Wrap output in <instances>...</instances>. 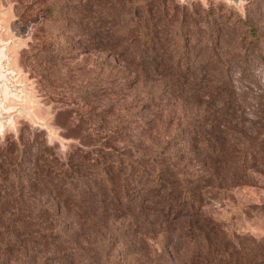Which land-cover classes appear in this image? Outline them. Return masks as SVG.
<instances>
[{"label": "rangeland", "instance_id": "1", "mask_svg": "<svg viewBox=\"0 0 264 264\" xmlns=\"http://www.w3.org/2000/svg\"><path fill=\"white\" fill-rule=\"evenodd\" d=\"M161 1L164 6L185 9L189 27H195L191 38L184 42L185 48L170 46L175 56L184 58V66L188 65L189 81L210 83L213 88L226 86L233 90L230 96V91L217 98H212L210 92H199L191 94L182 108L181 97L177 96L179 79L136 82L123 62L130 52L127 45L132 42L124 44L113 39L114 34L127 28L128 22L121 14L109 19L104 14V0H0V47L6 46L8 57L4 69L8 79L17 85L2 101L4 113L10 117L3 127L0 125V147L11 141L23 143L28 150L32 145L40 146V151L54 153L66 163L72 153L85 151L91 156L99 149L110 151L111 147L131 145L152 151L165 146L166 140L170 142L166 153L178 154L177 163L201 177L200 154L188 153L184 147L190 140L188 132L182 133L190 127L185 116L211 119L208 104L217 106L225 101L230 102V111L236 110L235 116L243 121L246 134L255 138L253 143H261L264 152V113L259 115L261 105L264 109V0ZM87 5H92V11L84 19L81 7ZM236 16L246 19L258 35L257 41L242 51L244 69L229 57L240 46L238 39L242 36L241 27L232 25ZM154 21L162 25L163 18ZM129 80L132 82L127 86ZM147 99L152 101L149 108L142 105ZM217 116L230 118L226 111ZM171 117L174 121L167 131H159L160 119ZM231 126L234 128V123ZM227 132L235 139L236 132ZM237 137L247 144L244 137ZM249 146L241 149L246 151L245 157L249 155L248 162L243 164L247 172L243 173L240 163L232 161L227 167L221 164L214 187L202 190H208L202 198L204 211L230 236L239 235L241 246L251 249L256 242L264 245V163L252 166V156L262 157V152L258 144ZM220 156L228 159L231 154L227 151ZM235 170L238 177L232 178ZM59 195L62 199L69 197L64 191ZM59 210L74 243L89 255L84 260L79 252L81 257L63 260L61 264H104L103 253L86 246L78 237L68 208L61 205ZM232 241L237 243L234 237ZM158 242L160 247L162 243ZM111 243L112 252L119 251L120 243ZM167 246L173 263L179 264L185 254L183 242L171 236ZM121 262L128 263L125 258Z\"/></svg>", "mask_w": 264, "mask_h": 264}, {"label": "trees", "instance_id": "2", "mask_svg": "<svg viewBox=\"0 0 264 264\" xmlns=\"http://www.w3.org/2000/svg\"><path fill=\"white\" fill-rule=\"evenodd\" d=\"M92 5L81 7L84 19L92 11ZM103 7L109 19L121 14L128 22L127 28L114 34L113 39L124 44L132 42L127 45L130 52L123 62L136 82L179 79L177 96L181 97L182 108L191 94L210 92L212 98H217L225 97L228 91L227 95L232 93L226 86L213 88L210 83L189 81L190 69L184 66V58L172 53L171 44L185 48L184 42L195 30L194 26L189 27L185 9L164 6L161 0H104ZM203 16L207 18L205 12ZM161 18L162 25L152 22ZM235 23L241 27L242 36L238 39L240 46L229 57L240 62L244 69L242 51L250 48L258 35L246 19L236 16L232 25ZM243 37L249 38L248 41ZM221 102L217 106L208 104L211 119L185 116L184 121L190 127L182 133L188 132L190 140L184 147L188 153L200 154L201 177L191 174L186 165L178 164V154L166 153L170 144L166 140L165 146L152 151L146 147L148 152L131 145L121 149L111 147L110 151L99 149L91 156L85 151L72 153L66 163L54 153L40 151V146L32 145L28 150L23 143L14 141L1 146L0 264H61L63 260L81 256L87 260L89 255L79 250L67 222L60 217L61 205L68 208L74 219L78 237L86 246L103 253L104 264H122L121 258L127 264L148 261L174 264L167 246L171 236L185 246L179 264H264V245L255 241L251 249L241 246L239 235L230 236L203 209L202 197L208 190L204 193L202 190L214 187L220 165L227 167L233 161L240 163L243 173L247 172L243 164L248 162L249 155L245 157L246 151L241 149L250 148V144H258V150L262 149L261 143H253L255 138L246 134L243 121L235 116L236 110L230 111L233 109L230 102ZM145 104L149 108L152 101L147 99L142 103ZM262 108L261 105L259 115L263 116ZM222 111L230 118H219L217 113ZM160 120L158 130L166 132L174 118ZM176 123L182 125L177 119ZM142 127L149 129L146 125ZM228 130L236 132L235 139L228 136ZM237 135L244 137L247 144ZM227 151L231 157L223 159L220 154ZM261 152L262 157L252 156V166L264 163ZM237 174L235 170L232 178H237ZM62 191L69 197L62 199L59 195ZM233 237L237 243L232 241ZM115 240L120 243L119 251L112 252L111 242ZM158 241L162 243L160 247L156 245Z\"/></svg>", "mask_w": 264, "mask_h": 264}, {"label": "water", "instance_id": "3", "mask_svg": "<svg viewBox=\"0 0 264 264\" xmlns=\"http://www.w3.org/2000/svg\"><path fill=\"white\" fill-rule=\"evenodd\" d=\"M185 1V0H183ZM234 3H237L238 0H231ZM6 54V46L0 47V125L3 127V123L9 119V115H5L4 110L2 108V101L4 99V95L8 93H12L15 88L16 84L14 80L8 79L7 73L4 69V62L7 60Z\"/></svg>", "mask_w": 264, "mask_h": 264}]
</instances>
